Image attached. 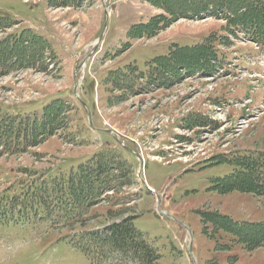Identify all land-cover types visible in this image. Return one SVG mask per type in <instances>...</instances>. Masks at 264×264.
Instances as JSON below:
<instances>
[{
    "label": "rangeland",
    "instance_id": "1",
    "mask_svg": "<svg viewBox=\"0 0 264 264\" xmlns=\"http://www.w3.org/2000/svg\"><path fill=\"white\" fill-rule=\"evenodd\" d=\"M76 1L81 8L54 11L47 0H0V10L24 21L0 39L28 28L25 23L58 18L57 41L34 31L50 42L58 68H64L61 60L72 62L60 75L30 70L0 81V264H141L131 253L90 243L127 218H134L135 228L159 252V264H264V246L258 245L263 228L256 226L264 225V195L212 189L245 157L256 154L264 162V44L233 30L218 8L203 19L181 12L157 38L129 40L134 25L161 10L131 0L107 20L102 8L92 13L100 0ZM209 41L215 44L207 50L209 63L219 54L209 77L195 71L173 89L137 96L156 88L130 70L146 72L151 60L175 45L201 47ZM126 44L132 48L123 54ZM116 84L134 89L128 94ZM60 94L73 108L61 139L26 153L19 146L7 148L12 135L3 130L19 122L16 114L39 118L42 105ZM74 157L80 159L69 166ZM100 158L115 163L121 181L98 206L78 207L74 198L53 193L71 167L78 171ZM57 169L61 175L53 180ZM127 169L131 174L124 182L130 184L123 185L121 172ZM108 209L116 214L108 215ZM220 221L240 229L229 230Z\"/></svg>",
    "mask_w": 264,
    "mask_h": 264
},
{
    "label": "trees",
    "instance_id": "2",
    "mask_svg": "<svg viewBox=\"0 0 264 264\" xmlns=\"http://www.w3.org/2000/svg\"><path fill=\"white\" fill-rule=\"evenodd\" d=\"M71 1L74 0H50L51 5L61 6L69 5ZM145 1L165 13L152 17L147 23L134 25L127 33V39L129 40L156 37L171 22L179 19L181 12H186L183 17L187 19H203L202 17L207 14H214L213 10L218 8L225 12L222 15L229 23L228 25L234 28L233 30L247 34L253 40L252 42L256 44H264V0L263 2L262 0ZM181 7L185 9L178 10ZM11 25H13L11 17L0 10V31ZM238 33L235 35H238ZM214 46L215 44L209 41L201 47H175L167 56H160L150 61L147 64L148 69L146 72H139L138 69L135 71V68H133L129 73L132 72L136 76L140 73L139 79H146L147 82L158 83L162 86L174 85L187 74L193 75L196 72H202L209 75L211 69H216L219 66V54L217 52L214 54L218 58L210 63L207 58V50L209 47L213 48ZM125 47L122 52L128 50L131 44H126ZM52 64H54V68H58L57 56L51 45L31 29L9 34L0 40V77L28 69L50 74L54 70V68L50 69ZM117 73H120L121 79L125 77L124 72ZM121 89L131 92L130 90H133L134 87L130 85ZM124 97L127 98V95H124ZM71 112L72 107L67 102L58 99L44 108L40 119L17 116L19 122L11 121L3 130L7 133V136L12 135V140L10 138L7 141L11 145L7 148L19 146V152L22 153L31 147L43 144L50 137L67 128ZM255 155L245 157L244 160L237 162L238 166H236L234 172L223 179H219L218 182L216 180L215 183L217 182V184L212 189L221 194L238 191L250 192L258 196L264 195V162H260ZM260 157L264 158V154ZM234 164L236 163L234 162ZM128 169L127 174L121 172L123 185L130 184L124 182V178L131 174ZM118 170L119 168L116 169L115 163H108L102 158L97 159L81 166L76 173L71 175L68 181L63 182L60 188L62 192L58 189L54 192L68 195L74 198V204L90 208L92 203L96 202L102 194L113 190V192H116L118 181H121L120 177L117 176L118 174H116ZM119 201H123V199H117L115 203ZM112 213L116 214L110 209L108 215ZM217 215L213 214L215 217ZM133 220L134 218H127L121 224H113L107 228L103 235H93L94 240L90 241L91 246L97 245V248L99 244H103V246L107 244L116 251H123L127 255L131 253L133 258L139 260L141 264H159L161 258L159 252L147 243L145 236L135 228ZM220 224L229 230L240 229L237 224H224L221 221ZM256 226L263 228L258 245L264 246V225ZM255 235L259 237V233Z\"/></svg>",
    "mask_w": 264,
    "mask_h": 264
},
{
    "label": "crops",
    "instance_id": "3",
    "mask_svg": "<svg viewBox=\"0 0 264 264\" xmlns=\"http://www.w3.org/2000/svg\"><path fill=\"white\" fill-rule=\"evenodd\" d=\"M148 5V4H147ZM150 7V6H149ZM152 8V7H151ZM154 9V8H153ZM91 10L93 11H96V12H92V13H99V9L98 8H91ZM104 11V10H103ZM154 13V12H153ZM36 25V24H35ZM37 27L39 28H42L41 30H43V34H48L49 38H51L52 40H55L57 41L58 40V34L56 33V29L54 27L57 28V25L53 24L52 21L50 19H48L46 22H38L37 24ZM62 63H63V71H66L67 68L70 69V65H72V62H66L65 60H62ZM98 93V91H97ZM119 106V105H118ZM130 116V115H129ZM72 160H79L80 158L78 157H74V158H71Z\"/></svg>",
    "mask_w": 264,
    "mask_h": 264
},
{
    "label": "built area",
    "instance_id": "4",
    "mask_svg": "<svg viewBox=\"0 0 264 264\" xmlns=\"http://www.w3.org/2000/svg\"><path fill=\"white\" fill-rule=\"evenodd\" d=\"M119 0H115L112 4H114V3H116V2H118Z\"/></svg>",
    "mask_w": 264,
    "mask_h": 264
},
{
    "label": "water",
    "instance_id": "5",
    "mask_svg": "<svg viewBox=\"0 0 264 264\" xmlns=\"http://www.w3.org/2000/svg\"><path fill=\"white\" fill-rule=\"evenodd\" d=\"M99 41H102V37H100Z\"/></svg>",
    "mask_w": 264,
    "mask_h": 264
},
{
    "label": "bare ground",
    "instance_id": "6",
    "mask_svg": "<svg viewBox=\"0 0 264 264\" xmlns=\"http://www.w3.org/2000/svg\"><path fill=\"white\" fill-rule=\"evenodd\" d=\"M259 152V151H258Z\"/></svg>",
    "mask_w": 264,
    "mask_h": 264
}]
</instances>
